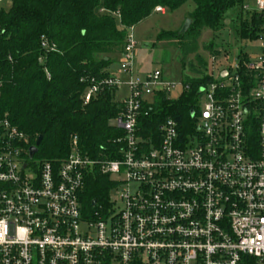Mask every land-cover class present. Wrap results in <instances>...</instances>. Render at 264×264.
Masks as SVG:
<instances>
[{"label":"built area","instance_id":"2783aa9c","mask_svg":"<svg viewBox=\"0 0 264 264\" xmlns=\"http://www.w3.org/2000/svg\"><path fill=\"white\" fill-rule=\"evenodd\" d=\"M255 6L264 15V0ZM132 29L118 59L129 94L113 119L116 158L91 159L74 135L61 160L29 164L25 135L0 118V264H264V23L260 55L213 74L190 126L166 118L156 142L140 109L175 84L159 70L135 78ZM102 84L118 78L92 80L84 104ZM93 170L120 191L90 215L80 195Z\"/></svg>","mask_w":264,"mask_h":264},{"label":"trees","instance_id":"16d2710c","mask_svg":"<svg viewBox=\"0 0 264 264\" xmlns=\"http://www.w3.org/2000/svg\"><path fill=\"white\" fill-rule=\"evenodd\" d=\"M188 1L194 3L187 16L191 24L175 38L183 58L194 51L202 29H215L227 9H243L247 0H10L7 8L0 6V118L25 135V150L42 137L33 159L26 154L25 161L61 160L74 135L91 159L116 158L108 153L120 133L113 124L121 109L114 100L116 88L102 84L86 104L84 92L92 80L111 76L109 66L119 57L128 28L156 6L173 11ZM263 23L264 15L254 12L240 22L238 37L257 40ZM42 40L47 47H42ZM238 59L247 60V54L241 52ZM211 80V76L186 78L179 99L161 93L152 103H144L138 118L143 137L156 142L160 125L169 117L190 126L199 90ZM111 188L108 176L96 170L87 173L80 195L83 213L108 207Z\"/></svg>","mask_w":264,"mask_h":264},{"label":"rangeland","instance_id":"374dc122","mask_svg":"<svg viewBox=\"0 0 264 264\" xmlns=\"http://www.w3.org/2000/svg\"><path fill=\"white\" fill-rule=\"evenodd\" d=\"M9 4L10 0H3L0 6L7 8ZM245 4L243 9L239 6L227 9L215 29H202L193 43L194 51L185 58L175 38L188 19V14L194 9V3L188 1L176 10H167L164 14L153 11L132 29L136 42L133 64L135 78L143 79L149 72L161 71L164 81L175 84L168 97L177 100L182 94L181 84L186 78L212 76L222 68H232L239 61L238 55L241 52L252 58L260 55L258 40H245L237 35L240 22L249 20L256 12L255 0H247ZM215 52L216 56L213 55ZM118 59L115 56L108 70L118 78L114 100L122 102L129 94V75L120 71ZM119 191L120 189H113L110 196L117 199Z\"/></svg>","mask_w":264,"mask_h":264},{"label":"water","instance_id":"95a60500","mask_svg":"<svg viewBox=\"0 0 264 264\" xmlns=\"http://www.w3.org/2000/svg\"><path fill=\"white\" fill-rule=\"evenodd\" d=\"M190 23H191V20L190 19H186L183 27L180 30L181 34H183V33H185L187 31V29L189 28ZM41 138H42L41 136H38L35 144L33 146L29 147V149H28V158L29 159H32L34 157V155L36 154L37 146L39 145V143L41 141ZM94 204H95V202L93 201L92 205H94Z\"/></svg>","mask_w":264,"mask_h":264},{"label":"crops","instance_id":"0c3cea01","mask_svg":"<svg viewBox=\"0 0 264 264\" xmlns=\"http://www.w3.org/2000/svg\"><path fill=\"white\" fill-rule=\"evenodd\" d=\"M111 73V72H110ZM113 75V73H111Z\"/></svg>","mask_w":264,"mask_h":264}]
</instances>
